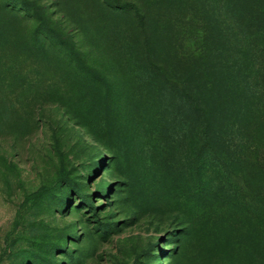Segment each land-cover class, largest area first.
Here are the masks:
<instances>
[{"label": "rangeland", "instance_id": "1", "mask_svg": "<svg viewBox=\"0 0 264 264\" xmlns=\"http://www.w3.org/2000/svg\"><path fill=\"white\" fill-rule=\"evenodd\" d=\"M133 2L173 70L216 78L228 39L187 0H0V264H264V70L210 148L200 90L136 64ZM94 61L117 97L75 74Z\"/></svg>", "mask_w": 264, "mask_h": 264}, {"label": "trees", "instance_id": "2", "mask_svg": "<svg viewBox=\"0 0 264 264\" xmlns=\"http://www.w3.org/2000/svg\"><path fill=\"white\" fill-rule=\"evenodd\" d=\"M187 3L191 7L201 6V10L211 17L212 22L214 21L215 29H220L223 37L228 39V42L222 44L221 48L227 53V58L213 80L202 79L203 73L196 67H180V71L173 70L166 59L152 50L153 36L150 34L149 24L153 17L146 10L145 5L133 2L115 7L139 18L137 26L140 50L138 57L136 56L137 60L135 59L136 64L143 65L152 76L168 85L175 83L197 87L200 90L196 94L199 98L195 100L196 97L193 94L189 98L193 111L191 116L199 127H203L206 145H211L210 148L222 145L227 148L235 146L237 139L232 136L235 132L224 131L225 135H221L222 140L215 135V132L234 130L237 127L234 123L238 115L237 111L240 112V109L242 113L253 111L254 99L257 98L258 93L254 89L256 85L253 81L257 78L255 67L259 63V67L264 70V55L259 62H256L255 58L257 51L255 48L258 45L264 50V0H187ZM221 24L224 25L223 28ZM258 38L261 39L260 44ZM252 56H254V61ZM94 64H97L96 61ZM82 67L83 70L76 68V75L84 76L85 79L91 78L95 85L94 88H99L114 98L118 96V90L113 88V84L107 79L112 73L105 65L97 64L93 68L82 62ZM202 95L205 100L203 104ZM224 114L230 118L231 114L233 115L231 120L228 119L229 122L225 128L219 122Z\"/></svg>", "mask_w": 264, "mask_h": 264}]
</instances>
